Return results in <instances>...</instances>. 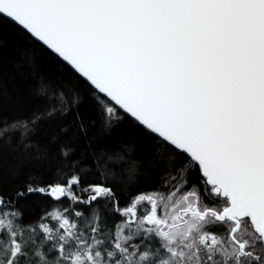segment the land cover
I'll return each mask as SVG.
<instances>
[{
  "label": "snow or ice",
  "instance_id": "obj_1",
  "mask_svg": "<svg viewBox=\"0 0 264 264\" xmlns=\"http://www.w3.org/2000/svg\"><path fill=\"white\" fill-rule=\"evenodd\" d=\"M0 18L84 79L107 132L130 119L203 178L123 207L71 164L52 184H0V264H264V0H0ZM51 98L47 115L74 112L86 134L80 97ZM37 193L61 206L25 222Z\"/></svg>",
  "mask_w": 264,
  "mask_h": 264
},
{
  "label": "trees",
  "instance_id": "obj_2",
  "mask_svg": "<svg viewBox=\"0 0 264 264\" xmlns=\"http://www.w3.org/2000/svg\"><path fill=\"white\" fill-rule=\"evenodd\" d=\"M48 85V97L40 94ZM61 91L80 97L79 112L86 124L81 133L74 112L47 113ZM44 114L43 118H36ZM19 124L18 128L11 125ZM0 124L9 126L0 138V184L6 193L23 189L30 178L38 185L55 183L71 164L88 177L87 182L107 179L115 189L120 206L137 193L168 194L178 187L202 188L198 169L188 170L187 158L130 119L107 132L98 118L92 90L84 79L26 30L0 18ZM66 130V131H65ZM21 141L31 145L24 149ZM70 151L62 158L61 149ZM39 155L43 163L33 157ZM134 169V171H133ZM100 173V174H98ZM175 178V179H173ZM68 201H62L67 205ZM25 222L61 205L43 194L19 201ZM86 211V210H85ZM112 220L119 221L118 215Z\"/></svg>",
  "mask_w": 264,
  "mask_h": 264
},
{
  "label": "water",
  "instance_id": "obj_3",
  "mask_svg": "<svg viewBox=\"0 0 264 264\" xmlns=\"http://www.w3.org/2000/svg\"><path fill=\"white\" fill-rule=\"evenodd\" d=\"M21 27V26H20ZM56 55V54H55ZM60 58V57H59ZM62 59V58H61ZM63 60V59H62ZM65 62V61H64ZM67 65H69L67 62H65ZM70 66V65H69ZM71 67V66H70ZM72 68V67H71ZM73 69V68H72ZM74 70V69H73ZM75 71V70H74Z\"/></svg>",
  "mask_w": 264,
  "mask_h": 264
},
{
  "label": "rangeland",
  "instance_id": "obj_4",
  "mask_svg": "<svg viewBox=\"0 0 264 264\" xmlns=\"http://www.w3.org/2000/svg\"><path fill=\"white\" fill-rule=\"evenodd\" d=\"M192 189V188H191ZM191 189H188V190H191ZM160 194H162V193H160ZM162 195H164V194H162ZM166 195V194H165ZM54 223V222H53Z\"/></svg>",
  "mask_w": 264,
  "mask_h": 264
}]
</instances>
